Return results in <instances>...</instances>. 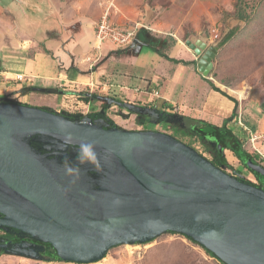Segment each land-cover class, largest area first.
<instances>
[{
    "label": "water",
    "instance_id": "obj_1",
    "mask_svg": "<svg viewBox=\"0 0 264 264\" xmlns=\"http://www.w3.org/2000/svg\"><path fill=\"white\" fill-rule=\"evenodd\" d=\"M185 43L206 74L216 46L201 39ZM25 135L78 152L90 144L98 162L49 158L61 153L42 140L41 154L22 140ZM236 152L264 177L250 155ZM60 165L86 175L106 169L98 187H80L92 201L61 181ZM0 214V226L35 236L69 262H95L110 247L173 231L194 238L225 264H264V189L228 174L169 133L105 127L13 101H0Z\"/></svg>",
    "mask_w": 264,
    "mask_h": 264
},
{
    "label": "rangeland",
    "instance_id": "obj_2",
    "mask_svg": "<svg viewBox=\"0 0 264 264\" xmlns=\"http://www.w3.org/2000/svg\"><path fill=\"white\" fill-rule=\"evenodd\" d=\"M57 1L61 11L65 7L72 10L70 14L68 12L64 15L66 20L64 24L67 27H64L61 31L65 30L67 32L69 29L75 28L76 23L85 19L86 29H89L90 35L93 34L85 43L86 47L83 44L84 40L82 43L80 42L82 45H76L69 53V60L63 61V66H61L66 72L71 69L69 63L72 62L71 58L73 57H75L74 61L76 63L82 65L80 66L82 67V71H80L82 77L77 83L79 87L71 86L73 84L69 81L73 78L71 73L70 76L72 77L66 78L63 76L61 83L59 81L57 83L55 78L52 80L57 83L55 89H59L58 93L47 92L46 95H40L38 94L40 90L36 87L44 84L41 80L35 85L33 78L27 81L22 75L23 78L18 80L15 78L16 75L7 74L9 65L6 60H3L4 55H2L0 48V101H18V103L24 101V103L42 109L54 110L68 118H73L71 120L91 121L105 127L111 125L114 127L127 126L138 128L135 130H141L146 124L150 126L151 120H153L152 128L154 130L171 134L177 140L194 148L208 160H211V156L204 151L202 143L198 140L199 136L192 134L193 126L197 121L210 124L220 122L217 115L209 111L213 110L212 107L217 108V106L214 105L216 101L208 97L211 93V87L207 83L209 82L208 79L220 91L225 92L234 99L232 100L213 89L229 100L227 104H219V110L221 113H225V118H229V128L240 134V136L242 133L237 130V126L240 125L238 124V121L241 120L239 114L243 112V108L254 107L258 110L264 107V0ZM10 3H13V6L16 5L17 10L24 12L22 11L24 9L17 4L16 0H0V9H5ZM238 7L241 8V14L244 16H239ZM35 13L40 20L36 19L34 23H29L25 33L35 32L37 38H39L40 32L38 30L49 23L43 22L41 14H38L39 12L35 11ZM13 15L17 18L14 12ZM102 21L115 28L132 29L135 36L142 31L141 29L146 28L149 37L145 42L147 43L146 46L151 49L136 47L131 50L132 45H134L131 39L123 44L116 41L115 44H112V42L98 43L99 41L96 40L95 35L99 32L98 26ZM229 30L233 31L230 38L222 45L219 44V41ZM14 33L9 39L2 38L0 42H4V45H0V47L4 52H8L9 57L13 54L11 52H18L21 55L24 53L21 47L11 46V42L13 44L18 42L14 39ZM187 39L191 41L201 39L207 47L216 46V52L212 57V67L206 73L207 78L197 75L193 71L196 63L192 65L188 59L194 57L193 59L196 61L198 58L194 50L185 43ZM117 47L120 48L119 51H115ZM171 49L176 51L175 56L171 58L179 62L175 60L172 62L168 59L167 54ZM32 52L33 50L30 49L26 54L31 55ZM185 59L188 61L185 63L186 65L180 62V60ZM120 74H123L127 79L123 77L121 80L117 79L116 75ZM200 74L203 73L200 72ZM104 76L108 77L111 82L103 81L102 77ZM193 79H197V81ZM67 80L69 83L64 84L63 81L66 82ZM126 80L128 86H132L131 88L144 91L155 88L156 94L159 92L160 95L158 99L165 95L171 96L170 100L176 102L170 103L171 105L167 102V104L162 102L161 105L159 103L158 106L162 110L154 113L141 109L136 123L132 126V124L123 122V119L126 118L125 114H120L119 111L112 109L114 108L112 100H109L112 104L109 103V108L104 116L110 119L108 121L105 118L97 119L94 117L90 112L94 109L80 105L78 103L80 99L75 96L78 89L80 91L84 90L83 87H89L88 90L94 91L93 95H103L105 92L108 93L110 89H121L122 84H126ZM46 84L51 83L47 82ZM32 87L34 89L30 92L29 90ZM204 89L207 90L206 97H208L206 98L205 108L202 107L204 97L201 95ZM150 101H146L148 104L144 103L150 106L155 105V102L150 103ZM163 105L165 107L162 108ZM153 114L158 115L159 118L158 116L153 117ZM116 115H119L120 119L115 118ZM222 123L223 120L220 125ZM255 131L248 132V134H243L240 137L243 140V148L250 153L257 151V149L262 151L261 147L264 145V114ZM36 138V135L22 136V140L27 145H30L29 142ZM36 140L46 142L47 147L57 150L61 155L64 151L65 147L53 139ZM206 146L212 147L213 144L208 141ZM217 151L223 155L226 161L219 166L222 170L238 178L237 171L239 169L244 173L242 175L244 180L245 177L250 175L248 169L242 166L239 159L229 149L217 145ZM60 158L65 159L66 156L62 155ZM250 177L253 176L250 175ZM88 182L91 184L90 177L86 175L84 184L87 185ZM0 233H2L1 229ZM4 249L3 251L0 250V264H225L219 258L208 255L202 247L190 241L181 233L170 231L162 232L153 240L145 243H124L110 247L103 258L88 263L44 261L35 257L31 258L8 247Z\"/></svg>",
    "mask_w": 264,
    "mask_h": 264
},
{
    "label": "crops",
    "instance_id": "obj_3",
    "mask_svg": "<svg viewBox=\"0 0 264 264\" xmlns=\"http://www.w3.org/2000/svg\"><path fill=\"white\" fill-rule=\"evenodd\" d=\"M17 4L22 6V8L24 10L23 13L19 10L16 9V5L13 6V3L9 4L8 6L5 7V9H0V42L1 39H9L10 36H12V33H14V39L18 40L17 43H12V47H16L19 46L22 49L23 55H21V53H13L11 55V57L8 56V52H4L2 47L1 48V52L3 56V60L8 63L9 65V71H7V74H11V75H17V74H21L23 75L24 78H26V80H31L33 78V82L35 85H37L36 83L41 82L44 83L42 85H39L36 87V89H39L40 92H38V94L40 95H46L47 92L49 93H53L56 94L59 92L58 89L56 88V85L59 81V83L62 82L63 80V76H65L66 78L68 77H72L70 76L71 73L73 74V78L70 79L69 81L72 82L73 84L71 85L73 86H77V88L79 87V85H77L78 80L80 79V77H82V74L80 71H82V66L81 64H78L74 61V58H71V61L69 64H71V69H68L67 67V72L65 71V69L61 66H63V61L69 60V53L72 52V50L76 47V45L80 44L82 45V41L84 40V45L87 42L88 38H90V36L92 37V35H90V31L84 24H86L85 19H82L83 21L76 23V27L75 28H71L69 29L67 32L61 31L64 27H67L66 24H64L66 21L64 18V15L67 14L69 12L72 11L71 9H66L68 7H65L64 10H60L61 7H59V5L57 4V0H16ZM39 2V3H37ZM35 11L39 12L38 14H41V19L43 20V22H48L49 24L46 26H43L40 30H38L40 32V37L37 38L36 34L37 33H25V29L28 26L29 23H34L36 21V19H38V15L35 13ZM13 12L15 13V15L17 16V18L13 15ZM40 20V19H38ZM53 20V21H51ZM85 22V23H84ZM51 23V25H50ZM10 26V27H9ZM75 29V30H74ZM144 29H141L142 31H140V33H138L136 36L134 35L132 37V44L134 43L133 48L131 50H134L136 47H140L142 49H151L150 47L146 46L147 43L145 42L146 39L148 40L149 35L147 34V31ZM53 33H55L53 35ZM65 38V39H63ZM81 42V43H80ZM0 45H4L3 43H0ZM41 45V46H40ZM86 47V45H85ZM32 49L33 52L31 55H27L26 53ZM172 50V49H171ZM169 51L167 54L168 59H170L172 62L175 59H172L171 57H174L176 54V51L172 50ZM154 51V50H153ZM7 55H5V54ZM187 54V53H186ZM189 56V55H188ZM9 58V60H8ZM165 58V57H164ZM194 57H190L188 60L189 62L194 65L195 64V60L193 59ZM167 59V58H166ZM169 61V60H168ZM176 61V60H175ZM178 61V60H177ZM176 61V62H177ZM185 61H187L185 59ZM179 62V61H178ZM181 63H183L184 65L185 62L184 60H180ZM194 69L193 71L195 72V74L197 75H201L204 78H207L206 76H204L203 74H200V72L197 70V67L194 65ZM186 68V67H185ZM75 73V74H74ZM102 74V73H101ZM123 74L120 75H116L117 79H122L125 78L127 79ZM200 76V77H201ZM201 77V78H202ZM57 80L56 81H52L53 79ZM51 79V80H50ZM194 81L197 79H193ZM206 80V79H205ZM209 82H207L210 85V89H211V93H210V97L211 99H214L216 102L214 103L215 106H217V108L212 107L213 110H209L211 111L213 114L217 115L218 119H220L219 123H216V125H220V123L222 122V120H224L225 118V113H221L220 112V105L222 104H227L229 103V100L223 96L222 94H218L217 92H215L213 89V85L212 82L210 81V79H208ZM69 81L67 80L66 82H64V84H68ZM81 81V80H80ZM127 81V80H126ZM47 82L51 83V84H46ZM211 82V83H210ZM193 83V81H192ZM76 84V85H74ZM212 85V86H211ZM24 87V86H23ZM132 86H128V81L126 82V84H122V88L119 89L120 91H122L123 93L126 94V98L123 102V104H118L117 102L112 100L113 103V107L112 108L114 111H119L120 114H125L126 118L123 119V122H127L128 124H132V126L136 123V119L138 118L139 112L141 111V109H146L148 111H152L154 112H158L161 109V107L158 106L161 105V103H165V104H169L172 102H176L174 100H170V97L168 96H163L161 98L158 99L159 92L157 95H154V91H156L155 88L153 89H146V91L141 90V89H135V88H131ZM89 88V87H88ZM126 88V89H125ZM34 88L32 87V89H30L29 91L32 92ZM24 91V89H22ZM80 89H78L79 91ZM34 93V92H33ZM206 93L207 90H203L202 92V96L203 101H202V107L205 108V102H206ZM225 93V92H224ZM107 93L105 92V94L103 93V95H106ZM77 97V95H75ZM198 96V95H197ZM155 99V100H154ZM152 100V101H150ZM213 100V101H214ZM131 101V102H130ZM133 101V102H132ZM146 101H150V103H154L155 105L152 104L153 106L150 105H146L144 102ZM18 102V101H16ZM22 103H24V101H21ZM20 102V103H21ZM141 102V103H140ZM143 102V103H142ZM167 102V103H166ZM78 103L81 105H83L84 107L86 106V108H90L92 109L93 104L89 103H85L81 100L78 101ZM110 104H112L111 102H109ZM147 103V102H146ZM28 104V103H25ZM148 104V103H147ZM164 104V105H165ZM220 104V105H219ZM162 106L165 107V106ZM143 106V107H142ZM229 106V105H227ZM112 107V106H111ZM244 109V108H243ZM243 111V110H242ZM219 113V114H218ZM242 113V112H241ZM241 113L239 114V118L241 116ZM158 115H154L153 117H157ZM115 118H119V115L114 116ZM236 117V116H235ZM262 117V116H261ZM159 118V116H158ZM157 118V120H158ZM234 118V117H233ZM232 119V118H231ZM261 119V118H260ZM130 120H132L130 122ZM151 125L148 126V124L144 125L142 129H150L153 130V124L154 121L151 120ZM260 122V120H259ZM238 125L237 130L241 131V136L240 134H237V132H235L233 129V133L235 135H237L239 138L242 137L243 134H248L251 133L252 131H250L247 127L243 126L241 120L240 122L238 121ZM118 128H122V129H129V130H135L138 128H132V127H120L118 126ZM256 132V131H255ZM262 151L260 149H257V151L264 157V145L261 147ZM49 263V262H46Z\"/></svg>",
    "mask_w": 264,
    "mask_h": 264
},
{
    "label": "trees",
    "instance_id": "obj_4",
    "mask_svg": "<svg viewBox=\"0 0 264 264\" xmlns=\"http://www.w3.org/2000/svg\"><path fill=\"white\" fill-rule=\"evenodd\" d=\"M237 11H238L239 16H244L241 14V8L238 7ZM115 49H116L115 51H119L120 48L117 47ZM184 62L187 63L188 61L184 60ZM102 80L103 81L106 80L107 82H111L110 79L106 76L102 77ZM212 85H213V83H212ZM213 88L215 90L221 92L223 95L227 96L228 98L234 100L232 97H230L229 95H227L223 91H220V89L215 87L214 85H213ZM83 89L84 90H81V91L77 90L75 92V94L77 95V97L81 101H83L85 103L90 102L91 104H93V106H95V107H92V109H94V111L90 110V112L97 119L98 118H101V119L105 118L108 121L110 120L109 118L104 117L107 109L109 108V102H110L109 100H113V101L117 102L118 104H123V102H124L125 94L122 91H120L119 89H110V91L106 95H96V94L93 95L94 91H90L86 87H83ZM52 112H55V111L53 110ZM263 114H264V107H262L258 110L254 107H252V108L246 107L243 109V112L241 113L240 119L242 120L241 122H242L243 126L247 127L250 131L255 132V130L257 129L259 120ZM69 119H73V118H69ZM228 119L229 118H225L221 125L210 124V123H206L204 121H199V122L197 121L196 124L193 126L194 130H192V134L195 136H197V135L199 136L198 140L202 143V145L204 147V151H206V153H208L211 156L210 161L218 167L220 166V164H224L226 162L223 155L217 151V145H220L221 148L229 149L237 157V159H239V161H240V158H239L236 150L238 148H242V150L245 153H247L248 155H250L252 157L253 161H255L256 164H258L260 167H262L264 169V158L256 150L253 151V153H250L245 148H243V140L240 139L237 135H235L233 133V131L229 128ZM110 127H114V126L111 125ZM208 141L213 144L212 147L206 146ZM36 149H38V148H36ZM67 150L71 153L72 156H77L75 149L72 148L71 146H67L66 151ZM43 152H45V151H43ZM241 164L245 169H248L242 162H241ZM248 171L255 178V182H251V181H248L246 179L244 180V178L242 176V175H244V173H243V171H241L239 169L237 171V173H238L237 179L248 182L252 185H255L257 187L264 189V177L253 172V171H251V170H249V169H248ZM0 229H4V230L12 229V230H14L16 233L15 234L13 233V235L12 234H10V235L12 236V238L15 242H18L17 244H19V245L23 244L24 248L29 247L30 249L31 248L35 249L34 254L28 255L26 253V256H29L31 258L35 257L37 259L44 260V261L69 262V261H65V260L61 259V257L56 253V251L48 243H45V242L37 239L35 236L22 233V232L18 231L17 229H14V228H7L4 226H0ZM170 232H173V231H170ZM183 236H185L190 241H192V242L198 244L200 247H202V249L208 255H210L212 257H216L211 251H209L206 247H204L202 244H200L194 238L186 236V235H183ZM7 239H10V236L8 233L6 235L0 233V244L3 243L4 241H6ZM153 239H151V240H153ZM151 240H149V241H151ZM146 242H148V241H146ZM4 248L5 247L0 246L1 251L5 250Z\"/></svg>",
    "mask_w": 264,
    "mask_h": 264
},
{
    "label": "flooded vegetation",
    "instance_id": "obj_5",
    "mask_svg": "<svg viewBox=\"0 0 264 264\" xmlns=\"http://www.w3.org/2000/svg\"><path fill=\"white\" fill-rule=\"evenodd\" d=\"M141 130H146V129H141ZM29 143L36 151L40 152L41 154L46 152L44 149L41 148L42 142H39V141H36V140H31ZM36 148H38V149H36ZM72 148L75 149V152H76L77 156H72L71 153L68 150L66 151L67 148H65V150L62 153V155L66 156V158L67 157L68 158H72L69 162H66V163L77 165L76 162H78V161L75 158H78V151H77L76 147H72ZM43 151H45V152H43ZM62 155L60 157H62ZM53 157L56 158L59 161H64V159L60 158L58 155L57 156H55V155L54 156H50L49 158H53ZM102 158H105V155H102ZM97 162H98V158L96 157V163ZM88 175L91 178L92 187H98L102 182H104V178L106 176V169L103 167V172H101V173H97L95 171H91V172L88 171ZM0 216H2V215L0 214ZM1 232H2L1 234H5V235L8 233L9 236H10V239H7L3 243H1L0 246L5 247V248L8 247L9 249H12V250H15V251H19V252H22L24 254H26V253L27 254H34L35 249H33V248L30 249L29 247H25L24 248L23 244L19 245V244H17L18 242H15L13 240V238H12V236L10 234H12V235H13V233L15 234L16 232L14 230H12V229H8V230L1 229Z\"/></svg>",
    "mask_w": 264,
    "mask_h": 264
},
{
    "label": "built area",
    "instance_id": "obj_6",
    "mask_svg": "<svg viewBox=\"0 0 264 264\" xmlns=\"http://www.w3.org/2000/svg\"><path fill=\"white\" fill-rule=\"evenodd\" d=\"M98 28H99V32L95 36H96V40H98L99 41L98 43L100 44L108 43V42H112V44H115L114 43L115 41L117 43L123 44L129 41L130 39L132 40V37L134 36V31L132 29L127 30V29L115 28L110 26L109 24L107 25L104 21L101 22ZM15 78L21 80L23 77L21 74H19L16 75ZM154 95H157L156 91H154ZM249 174L253 176L250 172ZM250 175L245 177V179L248 181L255 182V179L253 180V177H250Z\"/></svg>",
    "mask_w": 264,
    "mask_h": 264
},
{
    "label": "bare ground",
    "instance_id": "obj_7",
    "mask_svg": "<svg viewBox=\"0 0 264 264\" xmlns=\"http://www.w3.org/2000/svg\"><path fill=\"white\" fill-rule=\"evenodd\" d=\"M244 96V95H243ZM61 171L58 172V177L61 181L68 187L74 188L78 191L83 197H85L89 202L93 200V198L84 192L80 191V187L84 186V179L86 178V174L81 169H78V173H68L66 165H60ZM77 169V168H73Z\"/></svg>",
    "mask_w": 264,
    "mask_h": 264
},
{
    "label": "clouds",
    "instance_id": "obj_8",
    "mask_svg": "<svg viewBox=\"0 0 264 264\" xmlns=\"http://www.w3.org/2000/svg\"><path fill=\"white\" fill-rule=\"evenodd\" d=\"M205 76H207V74ZM78 160L81 164L96 163V156H95V152L93 151V146L90 144L81 145V149L78 152ZM66 170L68 173H73V172L78 173L79 171L78 169H73L71 167H68Z\"/></svg>",
    "mask_w": 264,
    "mask_h": 264
}]
</instances>
